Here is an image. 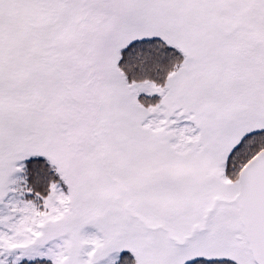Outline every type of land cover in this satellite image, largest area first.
I'll return each mask as SVG.
<instances>
[{
  "label": "snow or ice",
  "instance_id": "6c2138e0",
  "mask_svg": "<svg viewBox=\"0 0 264 264\" xmlns=\"http://www.w3.org/2000/svg\"><path fill=\"white\" fill-rule=\"evenodd\" d=\"M0 264H264V0H0Z\"/></svg>",
  "mask_w": 264,
  "mask_h": 264
}]
</instances>
